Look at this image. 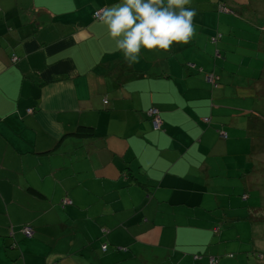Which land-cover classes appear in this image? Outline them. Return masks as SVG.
<instances>
[{"label": "crops", "instance_id": "0c3cea01", "mask_svg": "<svg viewBox=\"0 0 264 264\" xmlns=\"http://www.w3.org/2000/svg\"><path fill=\"white\" fill-rule=\"evenodd\" d=\"M117 2L0 0V264H195L197 253L225 263L212 235L240 219L227 210L245 203L241 174L252 159L241 130L246 104L233 99L245 97L244 84H228L227 47L211 41L205 21L214 5L228 12L227 0H192V40L142 50L132 65L92 16ZM209 73L226 82L212 85ZM150 107L160 112V130ZM78 125L92 126L94 136L67 137L45 153ZM222 126L232 129L228 139ZM64 198L72 203L63 206ZM164 209H181L186 224L199 226L176 261L177 247H168L176 228L157 229L160 247H147ZM259 223L252 221L253 235ZM25 224L33 236L20 231Z\"/></svg>", "mask_w": 264, "mask_h": 264}, {"label": "rangeland", "instance_id": "374dc122", "mask_svg": "<svg viewBox=\"0 0 264 264\" xmlns=\"http://www.w3.org/2000/svg\"><path fill=\"white\" fill-rule=\"evenodd\" d=\"M227 3L229 9L228 12L225 10L221 11L217 6L214 5L211 11L208 12L211 13V16L205 18L206 24L210 25V28L212 29L209 37L211 36L212 38L217 37L219 34L222 35V38L219 39L218 42L219 44H223V46L226 45L227 57H229L230 62H234V64H226L227 66L225 67L227 68V70H230V72L227 73V76L230 78L233 77V79H237L238 81L240 80L241 76H251L253 72L254 76H257L258 72H262L263 74L264 0H227ZM218 10L221 12H218ZM253 69H255V71ZM245 78L243 80L244 82H246ZM245 91L247 94H251L249 90ZM253 99H256V97H254ZM251 100L252 98H248L249 103H246V107L244 106V109L254 108V106L249 105L251 103ZM254 113L257 114L256 111ZM257 123L259 122L257 121ZM243 127L245 128L246 126L243 125ZM261 184L262 186L258 188V196L256 193H253L251 195V198H253L251 199V201L256 199L255 201L260 203V207L264 206V179L261 180ZM165 209L156 213V218L158 220L156 224L160 223V226L154 227L153 225H151L154 228L150 229V235H148L149 243L147 247H160V243L154 241L156 235L153 234L157 229H160V232L166 234L167 232L176 228L178 230L177 240L168 241V247H177V249H172L175 254L173 260L176 261L178 257L181 256L180 252L183 249L181 248L182 245L189 242L192 238L196 239L197 237L195 235H199V226H195L191 223L186 224V221H184L186 217L183 215L181 209H179L178 211L175 209ZM162 212L168 214L166 220L163 219ZM177 212L179 213V216H177ZM227 212L228 217L246 215V213H244L245 211H240V209H229L227 210ZM180 221H182V224H178ZM218 223L219 222L216 221L217 226ZM193 225L195 226V230L191 229ZM256 226V230L258 232H255V234L253 235V232L251 231V223L249 222V220L237 219L227 221V223L220 225V227H222V230L219 234L214 233V235H212V250L216 251L218 249H221V258L223 259V261H225L224 264H230L231 260L234 264H237V261L240 262L238 264H254L255 262L256 264H261L259 258L260 256H262L261 253L264 250V226L263 223L261 224V226ZM186 234H189L190 237L187 238ZM175 242H177L176 246L174 245ZM120 247L123 246H119V248ZM262 247L263 250L259 249ZM191 249H201V247L191 246ZM146 252L151 253V251L147 250ZM197 252L199 251L197 250ZM196 255L201 259L207 258V256L201 257L200 253H197ZM201 259L193 260V262H195V264H207L204 261H201ZM221 264H223V262Z\"/></svg>", "mask_w": 264, "mask_h": 264}, {"label": "clouds", "instance_id": "9594fccd", "mask_svg": "<svg viewBox=\"0 0 264 264\" xmlns=\"http://www.w3.org/2000/svg\"><path fill=\"white\" fill-rule=\"evenodd\" d=\"M192 0H118L101 11L100 21L114 41V50L129 64L138 63L142 50L170 51L188 44L196 34L189 7Z\"/></svg>", "mask_w": 264, "mask_h": 264}, {"label": "trees", "instance_id": "16d2710c", "mask_svg": "<svg viewBox=\"0 0 264 264\" xmlns=\"http://www.w3.org/2000/svg\"><path fill=\"white\" fill-rule=\"evenodd\" d=\"M97 10H99V9H97ZM97 10H95V11H97ZM95 11L92 13V16L94 19H97L94 16ZM97 20H100V19H97ZM221 38H222V35L219 34L217 37H212L211 41L215 44H218L219 43L218 40ZM221 50L224 53V48H218L217 53L223 54L221 52ZM223 55H220V57L223 58ZM242 60H241V62H242ZM232 64H234V62H232ZM189 67H195V66L193 64L189 63L188 68ZM197 69H200V68H197ZM253 70L255 71V69H253ZM229 72H230V70H226V74ZM237 76H239V75H237ZM208 77H210L212 85H214V86H216L217 83L218 84L219 83L224 84L226 82L224 80L223 81L222 80L217 81V76L213 73H209ZM227 77L228 76H226V79H227ZM245 77L244 76L240 77V80H238L239 85L244 82L243 80L245 78L246 82L243 83L244 84L243 87L245 90H249V92H251V94H246L245 97H243V96L237 97L236 96L233 99H235V101H239V102L244 101V103L246 104L247 102L249 103L248 98H250V99L252 98L251 103L249 105L254 106V109L253 108L252 109H253V111L255 110L257 112V114L256 113L254 114L252 112V109H244V111L246 112L245 115H246L247 120L244 121L245 122L244 124L246 127L244 128L242 126L241 130H244V134L246 132V134L250 137V139L254 140L253 141L254 144L251 143L252 141L250 140V144H252L250 146L251 149L249 152L250 157H252V159L250 160L251 163H250L249 167L247 168L246 172L241 174L243 176V184H244L243 185L244 186L243 191H244V193H246L245 195H243V197H246L245 198L246 200H245L244 205L241 206L242 208H240V209L245 210L246 215L241 216V217L239 216L238 218L249 220L250 223H252L253 220L258 219V222H260L259 224L261 225L263 223V226H264V206L260 207V203L255 201L256 199L251 201V199H253V198H251V195L253 193H256L258 196V192H259L258 188H260V186H262L261 180L264 179V73L262 74V72L261 73L258 72L257 76H254V72H253V74L251 76H245ZM228 78H229L228 79L229 85H232V83L235 80H237V79H233V77H231L232 79L230 77H228ZM254 97H256V99H253ZM104 102L106 103L105 100H104ZM255 107H256V109H255ZM150 109H155L161 118L160 112L155 107H150L147 109V114L149 116L152 127L154 128V130H160L162 123H161V126L159 128L154 127L153 116L149 113ZM27 111L29 113L33 112V110H31V109H29ZM260 111H261V113H260ZM206 121L207 122L209 121V119L207 117H206ZM257 121L259 123H257ZM161 122H162V118H161ZM208 123H210V121ZM231 130L232 129H230L228 126H226V128H223V126L218 128V132L225 139H228L230 137L229 135L231 134L230 133ZM232 134H235V132H232ZM92 136H94V128L92 126H90V125H78L76 127V129H74L73 131L62 135V137L59 138V140L56 142V145L52 149H49L48 151H46L45 153H53L59 147L61 142L67 137L90 138ZM254 147L258 148V150H260V152L255 153L256 150ZM260 154H262V155H260ZM137 183L140 184V182H137ZM263 186H264V184H263ZM28 191L30 193L37 195L38 197H44V195L40 191L35 189L34 187L30 186L28 188ZM241 193H242V191L239 193V195ZM71 203H72L71 200H69L68 198H64L63 201H61V204L63 206L71 204ZM224 213L225 212L222 209L221 210L215 209L213 211L214 216H219V214H221V216L222 215L225 216ZM223 216H222V218H223ZM25 227H30L33 231V234H34V229L29 224H25V225L21 226L20 231L26 237L33 236V234L31 236H27L24 233ZM107 248H108L107 243L101 244V250L103 252L106 251ZM120 248H121V250H126V248H123V247H120ZM117 249H118V247H117ZM260 253H261V251H260ZM261 255L262 256H260V257H262V258L259 259L260 261L262 259H264V252H262ZM211 258H213L215 263H216L217 258L215 256H210L208 264H210ZM238 263H240V262H238ZM261 264H264V263H261Z\"/></svg>", "mask_w": 264, "mask_h": 264}, {"label": "built area", "instance_id": "2783aa9c", "mask_svg": "<svg viewBox=\"0 0 264 264\" xmlns=\"http://www.w3.org/2000/svg\"><path fill=\"white\" fill-rule=\"evenodd\" d=\"M101 11H102V9H99V10L95 11L94 16L97 19H100ZM15 59L16 58L14 57L13 60H15ZM149 113L153 116L154 127L159 128L161 126L162 122H161L160 116L158 115V112L155 109H150ZM24 233L27 236H31L33 234V231H32V229L30 227H25L24 228ZM210 264H216L213 258H211Z\"/></svg>", "mask_w": 264, "mask_h": 264}]
</instances>
